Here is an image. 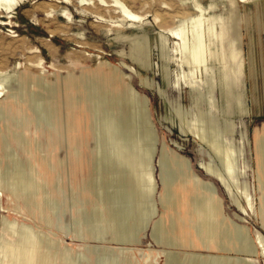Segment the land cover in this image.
<instances>
[{
	"label": "rangeland",
	"instance_id": "1",
	"mask_svg": "<svg viewBox=\"0 0 264 264\" xmlns=\"http://www.w3.org/2000/svg\"><path fill=\"white\" fill-rule=\"evenodd\" d=\"M123 1L141 17L140 20L122 19L120 9L113 6L112 0H14L10 7L7 4L0 7V70L15 73L18 78L14 90L17 102L7 105L4 117H0V240L5 242L14 237L13 242L20 233L32 235L41 255L55 260V264H165L162 248L177 251L179 255L194 251L231 258L238 256L233 250H218L215 245L207 249L198 242L162 247L151 237V226L168 211L159 202L163 185L158 178L157 159L162 153H167L171 159L172 151L186 160L189 171L213 185L216 197L220 199L221 216L226 221L230 218L246 226L254 245L255 230L264 236V211H260L264 192L258 180V176L263 179V171L255 149V139L264 128V25L259 26L251 18L256 14L255 5L249 8L238 0V10L243 18L241 47L247 94L242 103L237 77L233 79L234 85L224 86L223 101L219 88L211 86L210 66L205 63L202 68L200 64V79L193 80L190 58L196 52H188L184 44L181 45L184 53L182 49L178 52V44L182 41L175 34L180 32L176 25H181L184 18L198 11L197 0ZM198 1L206 8L212 2L217 3L215 8L208 9L209 14L226 15L229 7L226 0ZM194 24L189 21L184 26L187 42L195 36L194 31L191 32ZM252 31L256 36L257 61L263 70L262 85L250 84L249 79L248 45ZM144 37L151 38V52L141 64L132 60L130 49ZM182 55L185 61H182ZM207 59L209 53L205 55ZM121 62L132 66L136 73L129 72ZM114 66L122 73L130 74V78L122 77ZM42 68L46 69L44 74H40ZM228 75L225 72V76ZM115 77L128 82L132 92L139 95L136 103L141 115L140 112L132 114L131 130L125 133L126 139L129 137L130 140H125L126 147L122 145V148L130 155L136 153L139 156L135 161L142 172L147 167L140 162V155L146 153L149 144L148 133L143 132L145 124H153L157 138L155 154L150 160L156 182L153 197L147 195L150 187L144 185L147 180L137 191L129 185L124 186V190H117L125 192L122 198H127L133 190L138 194L139 202L132 211L124 209L131 214L120 210L119 219L112 216L114 222L125 219L136 223L132 230L137 240L126 245L117 244L115 230L104 209L109 174L125 178L119 165L110 161L101 125L105 112L112 111L115 106ZM145 79L149 85L145 84ZM93 93L96 97L91 98ZM207 116L214 125L211 135L206 132ZM117 117L124 116L119 114ZM109 121L108 127L113 126L116 130L117 122ZM195 131H200L205 140L193 135ZM113 133L116 139L117 134ZM139 137L143 140L133 146L131 139ZM210 137L221 150H211L207 143ZM224 148L225 156L230 155L229 161L233 163L231 193L199 165L201 161L210 163L213 171H222L227 178L221 165L222 156L217 157ZM226 148L229 149L226 151ZM151 203L156 205L157 215L149 222L146 213ZM240 204L244 211L239 210ZM1 205L5 211L1 210ZM237 211L243 221L235 218ZM213 217L211 214L210 218ZM194 219V216L186 219L188 227L191 228ZM214 232L221 233L222 229L214 228L213 235ZM54 242H58L57 248L51 245ZM66 246L70 249L65 255L67 260L61 253ZM95 246H101L98 251L104 252L100 259L96 258ZM120 247L127 249L120 250ZM81 254L88 257V262ZM0 255L5 264L8 257L3 255L1 246ZM123 255L128 256L129 262L122 259ZM253 264H264L259 248Z\"/></svg>",
	"mask_w": 264,
	"mask_h": 264
},
{
	"label": "bare ground",
	"instance_id": "2",
	"mask_svg": "<svg viewBox=\"0 0 264 264\" xmlns=\"http://www.w3.org/2000/svg\"><path fill=\"white\" fill-rule=\"evenodd\" d=\"M241 1L243 3H249L255 0H241ZM11 3L13 4L14 0H0V7L4 4H7L10 7ZM112 3H113V6L120 9L122 19L123 17L130 18L132 20L141 19L139 15L133 13L129 9V7L126 5V3L123 0H112ZM187 22L189 21L182 20L181 25H176V27H179L180 32H175V34L178 37H180L182 41L181 42L182 44L181 43L178 44V52H180V49L185 47L184 49L192 53V51L194 52L196 51L194 50V47L191 44V41L187 42L189 40L187 41L184 40L185 28H186L184 26ZM138 28H140V26ZM162 31L167 32L164 29ZM150 41H151V38L144 37L142 41L137 42L136 46H132V48L130 49V57L132 58V60L139 62L141 64L145 63L146 58L148 59L150 57V52H151ZM183 44H184V47L181 48V45ZM182 53H184V51ZM188 54L189 53H187V55ZM183 55L182 57H184L186 54L184 56ZM197 56H198L197 53H195V55L192 54V57L189 56L191 57L190 58L191 64H192L191 69L193 68V72L191 74V78L193 80L194 78H199L202 74V71L200 70V65L198 63ZM185 57H184V60L182 59V61H185ZM121 63H122L121 66H123L125 69L128 68L129 72L136 73V71L134 70L132 66L126 64L125 62H121ZM186 65L188 67V62ZM113 68L119 71L118 66H114ZM45 71L46 69L42 68L40 71V74H44ZM119 72L122 77L125 76V79L128 80L130 78V74L122 73L121 71ZM70 74L74 75V73H70ZM184 75L187 78L186 73ZM72 77H75V76H72ZM115 79H116V86L113 91V102L115 106L112 111L105 112L104 117L101 118V122H102L101 125H102V129H104L103 131L105 133V137L107 141V151H108L109 157L111 158L110 161L111 162L115 161L119 165V167L123 171V174L125 175V178H123V176H120L119 178H117L113 174H109V183L106 187V192L104 194V209H105L106 215H108V220L111 226L115 230L116 239L119 242L117 244L126 245V244H134V242L137 240L134 236V231L132 230L133 224H136V223H133V221L127 222L125 219L124 220L120 219L118 222H114L115 219L113 220L112 216H116V218L119 219L117 216H119V214H122V212L125 211L124 209L129 208V210L132 211V209L139 202L138 194L137 192H134V190L137 191L140 185L145 182L144 180H147V185L146 183H144V185L147 187L150 186L149 192L147 193V195H149L150 197L155 194L156 182H155V178L153 175V166L152 165H151L152 167L150 166V160L153 157L152 156L153 153L155 154L154 149L156 148H154V142L157 140V138H155L156 135L154 136V133H153V130H154L153 124L150 122L145 124L143 132L147 131L148 137H149V144H148V147H146L147 148L146 153L143 154L142 157L140 155V162L143 161L146 164V166L145 165L144 166L147 167V169L142 172L141 169H138L139 165L137 161H135L136 159L139 158V156L136 153H133L132 155H130L128 150L126 151L124 148H122V145H125L124 144L125 140L127 142H129L128 140H130L129 137L128 139H126L127 136L125 133L126 131L131 130L130 127L133 124L132 118H131L132 114L133 113L139 114L140 112V108H138V104L136 103L138 101L137 99L139 98L138 97L139 95L135 91L132 92V89L130 88V85L128 84V82L124 83L122 82L123 80L121 81L120 79L116 77ZM17 81H18V78L15 73H9L8 70L6 71L0 70V117L2 115L4 117V114H5L4 112L7 108V105H9L10 103L16 104L17 102V96L14 92V90H16ZM144 82L146 85H149L146 79ZM223 88H226V87L223 86ZM2 97L3 99L1 100ZM90 97L91 98L96 97L95 93H93V95L90 94ZM119 114H122L124 117L118 118L117 116ZM140 115H141V112H140ZM207 118L209 119H207V126H206L207 131L206 132L207 134L211 135L212 128H213L212 126L214 125H212V120L210 119V116H207ZM109 120H112V121L114 120V122H117L115 123L117 126L116 130L113 129V126L111 127V129L110 127H108V124L110 122ZM193 126L195 127V125ZM0 131H1V127H0ZM137 131L138 129L136 130V132ZM113 132H116L117 138H120V139H117V138L115 139L113 136L114 134ZM201 134H200V131L198 132L195 131L193 135H196L197 138H199L200 140H205V138ZM143 136L145 137V135ZM141 139L140 137L139 139H135V140L131 139L132 141L131 144H133V146H137V143H139V140L141 141ZM211 139L213 138L210 137V141H208L209 139L206 140L208 141L207 143L209 147L211 148V150H215V152H218L217 149L220 148L219 144L217 143L218 144V147H217V144L213 143L214 141L212 140L213 141L212 142ZM216 139H214L215 142H216ZM109 141H110V144H109ZM206 141H204L205 142L204 144H206ZM124 147H126V145ZM209 147L207 146V148ZM225 147L227 146L225 145ZM227 149L229 148H226V151ZM255 149H256V154H257L259 163L262 166V171H263V179H261L258 176V180L260 183V189H262V191L264 192V128L262 129L261 134L258 135L255 139ZM224 151H225V148L223 149L222 152L218 153L217 157L222 156L221 165L223 166L222 169L224 168L223 171L227 172L228 174L227 178L225 177L224 172L213 171L211 167L212 165H210V163L201 161L199 162V165H200V169L203 172H205L209 176L214 177L218 182L221 181L231 193V182H233V177L231 175L232 174L231 167L233 163L229 161V159H231V158H228L230 156L228 155L229 153L227 154L228 157H226L225 156L226 154L224 153ZM170 152L172 155L171 159L169 158V156H167V153L166 154L162 153L161 155H159V158L157 159L158 176H159L158 178L163 185L162 190L160 191V195H159V202L162 208L164 210H168L169 212L167 211L166 215H163L157 218L153 222L151 226V237L153 238L154 242L158 245H161L162 247H177V246H184L185 244L195 245V242H198L200 246L207 248V249L211 248L212 245L213 246L215 245L218 250H222V251L233 250L239 255L231 258L227 255H222V254L209 253L205 255V254H200L194 251L186 252L184 255H179L177 251H172V250H167V249L162 248L160 251L164 252L165 261H166L165 264H253V261L255 260V257L258 252V248L261 250V254L264 258V236L260 234L257 230H255L254 236L256 237V241H255L256 244L254 245L252 244V238L250 237L246 226L239 224L230 218L228 221H226V219L221 216L222 209H221L220 199L216 197V193H215V189L213 185L210 182L201 179L198 175H196L197 173L193 174L191 171H189L187 168L186 160L184 158H181L178 154L173 153L172 151ZM213 155L214 154H212V156ZM216 155L217 154H215V156ZM111 162H109V164H111ZM141 165H143V163H141ZM128 185L131 187V189L134 188V190L132 192H129L128 194L126 193L128 197L127 198H125L126 196L123 197L125 199L123 201L122 195L124 196L123 193L125 192H122V191L118 192L117 190H124L126 188L124 186L128 187ZM261 202L262 204L260 207V211L263 212L264 211V193L262 194ZM151 204L152 205H150V207L148 208V212L146 213L147 220L149 222L153 217H156L155 215H157L156 205L154 203H151ZM114 207L116 209H114ZM122 207L123 209H121ZM1 210L5 211V208L2 205H1ZM120 210H122V212ZM239 210H242V211L245 210L241 204L239 205ZM114 212L116 213L113 214ZM117 212H120V213H117ZM237 212L238 213L236 212L234 213L235 218L239 221H243V216L240 215L241 213L239 211ZM128 214H131V212ZM211 214H214V217L212 219L210 218ZM192 216H194L195 219L193 221L191 220V224H190L191 228H190L188 227L189 222H187L186 219ZM14 219L17 220L16 218ZM214 221L215 223H213ZM171 222H173V224ZM22 223H25V222H22ZM23 226L28 228L27 224L25 225L23 224ZM214 228H217V229L220 228L222 229V232L221 233L214 232L215 234L213 235L212 230ZM26 235L28 234L20 233V236L17 238V240L13 242H12V238L14 237H12L10 240H6L5 242H1L0 240V246L2 247V253L3 255L5 254L8 257L7 258L8 260L5 264H52V263L55 264L54 262L55 260H51L49 257L44 256L45 254L41 255V253L38 251V249L36 248L33 242L32 235H29V236H26ZM51 245L56 246L57 248L58 242H54ZM95 248H97L95 251L98 253L96 258L100 259L101 257L104 256L103 255L104 252L101 253L98 251L101 248V246H95ZM103 249L105 250L106 247H103ZM123 249H127V248L120 247V250H123ZM69 251L70 249L67 246L64 247L63 251H61V253L64 254L63 255L64 259L67 258L65 255L66 253H69ZM1 255H0V264H2ZM78 255L80 257L79 253ZM81 256L84 258V260L88 262V257H86L84 254H81ZM127 257L128 256L123 255L122 259L128 260L129 262L130 259ZM129 264H132V263L129 262Z\"/></svg>",
	"mask_w": 264,
	"mask_h": 264
},
{
	"label": "crops",
	"instance_id": "3",
	"mask_svg": "<svg viewBox=\"0 0 264 264\" xmlns=\"http://www.w3.org/2000/svg\"><path fill=\"white\" fill-rule=\"evenodd\" d=\"M226 1L229 7L226 15H224L222 13L209 14L208 9L215 8L217 6L216 2L210 3L206 8L197 0L198 11L191 17L184 18V21H194L195 23L194 28L191 29V32L194 31L195 36L190 41L198 55L199 65L201 64L202 68H204L205 63L210 66L211 86L219 88L220 97L224 101L225 91L222 86L234 85L235 81L233 79L237 77L242 103H244L247 94L243 79L244 59L241 47L242 30L240 24L243 18L238 10V0ZM244 4L248 5L249 8L250 5H255L256 14L251 13V18L258 22L259 26L264 25V0H255ZM208 53L209 59L205 60V55ZM257 58L256 36L252 31L249 33L248 45L249 79L250 84L262 85L263 70L258 64ZM231 70L233 74L230 72ZM225 72L229 75L225 76ZM210 99L212 100L214 97H210ZM234 113L243 114V112Z\"/></svg>",
	"mask_w": 264,
	"mask_h": 264
}]
</instances>
